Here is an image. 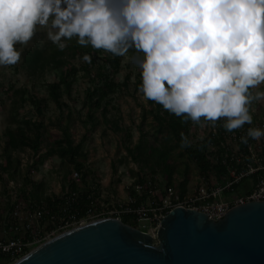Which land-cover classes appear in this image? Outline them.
I'll use <instances>...</instances> for the list:
<instances>
[{
    "label": "clouds",
    "instance_id": "9594fccd",
    "mask_svg": "<svg viewBox=\"0 0 264 264\" xmlns=\"http://www.w3.org/2000/svg\"><path fill=\"white\" fill-rule=\"evenodd\" d=\"M40 29L60 51L75 38L135 56L138 91L170 114L223 117L227 131L252 123L248 92L264 82V0H0V66L15 65ZM249 138H264V128L249 127L240 139ZM189 143L181 133V147Z\"/></svg>",
    "mask_w": 264,
    "mask_h": 264
},
{
    "label": "rangeland",
    "instance_id": "374dc122",
    "mask_svg": "<svg viewBox=\"0 0 264 264\" xmlns=\"http://www.w3.org/2000/svg\"><path fill=\"white\" fill-rule=\"evenodd\" d=\"M47 43L50 42L45 39L44 30L40 29L33 40L23 48L21 59L15 65L0 66V87L8 89L11 85L14 89L25 88L29 94L36 95L42 101V115L45 125L42 136L43 142L36 155L33 154L31 145L24 146L18 152L5 154L3 131L8 126L7 116L11 92L7 95L5 93L1 94L0 97L4 103L0 104V166H2L0 168V217L3 218L0 221V230L7 222L13 202L18 200V196L23 195L21 189L24 187L27 193L32 192L29 181L37 185V192L47 197L60 196L62 192L66 191L69 185L68 177L72 173V168L67 163L53 157L46 159L43 164H39L37 170L33 171V173L28 174V169L33 163H37L40 160V156L46 152L48 145L60 137L59 127L69 130L75 143L81 140V137L86 132L85 128L90 127L89 125L85 127L83 123L90 112L85 104V90L90 88L92 84L88 78L84 77L83 72L78 73L72 85L71 95L62 97V102L67 105V108L58 109L48 98L46 88V84L56 78L55 70L49 68L44 76L35 79L31 77L24 67V52L35 47H42ZM136 63L137 58L135 56L130 58L126 54L122 57L121 72L117 74L116 79L122 82L128 72L132 73L131 79L126 88L110 96L111 102L108 107L109 114L107 117L110 120L118 119V124L123 131L118 134L113 133L111 128L102 120L100 112L91 111L96 125L93 130L86 132L85 150L88 153L86 167L92 174L90 179H87L86 184L80 182L81 188H100L108 193L116 194L117 192L121 195V186L131 176L134 177L133 174L150 173L153 168L163 180L166 179L165 175L162 174L163 167L154 166V163L159 161L161 138L155 137L152 118L147 114L149 108L146 98L134 86V76L138 70ZM252 89L255 96L258 92H264V82L252 87ZM247 107L249 115L253 119L264 122V98H249ZM20 116L34 119L33 108L26 104L20 111ZM143 117H146V119ZM197 127L195 126L194 131L188 136L190 145H194L198 140H201L206 133L205 129L203 133L200 130L201 128L199 127L198 130ZM127 135H130L129 141H127ZM137 144H141L144 147L145 155L143 156L142 154V159L138 158V161H135L129 155L128 150H132ZM13 159L18 163L13 161L11 164L10 162ZM6 163L8 165L11 164V166L4 171ZM167 165L172 170L170 176L174 179V182L182 177L179 176L178 172H184L187 166L189 168V186L192 188L195 186L196 170L187 157L182 154L181 150L172 152L168 158ZM91 181L95 184L94 186H91ZM129 222L136 225L130 219ZM141 226L142 224L138 225L140 229ZM60 233L62 232H57L52 237ZM14 262L3 261L1 264H13Z\"/></svg>",
    "mask_w": 264,
    "mask_h": 264
},
{
    "label": "built area",
    "instance_id": "2783aa9c",
    "mask_svg": "<svg viewBox=\"0 0 264 264\" xmlns=\"http://www.w3.org/2000/svg\"><path fill=\"white\" fill-rule=\"evenodd\" d=\"M225 119L206 121L204 128V137L208 136L210 142L207 157L212 165L223 169L221 173H196L193 188L189 182L184 187L168 185L157 173H142L140 178L133 174L121 186V195L88 187L84 189L88 192L86 205L80 203L81 191L73 192L54 203L55 211L43 199L27 204L14 201L10 222L0 230V257L16 261L55 233L98 219L129 218L135 228L155 238L162 219L174 208L199 211L217 221L232 207L264 201V138H249L247 143L240 139L249 127L264 128V122L256 119L227 131L222 126ZM250 178H255L251 190L237 194L235 189ZM71 179L81 189L79 174L73 172Z\"/></svg>",
    "mask_w": 264,
    "mask_h": 264
},
{
    "label": "trees",
    "instance_id": "16d2710c",
    "mask_svg": "<svg viewBox=\"0 0 264 264\" xmlns=\"http://www.w3.org/2000/svg\"><path fill=\"white\" fill-rule=\"evenodd\" d=\"M87 53L91 57L90 62H85L82 56ZM24 67L30 73L32 78L38 79L44 76L49 68H53L56 72V78L46 84L48 98L56 105L58 109L67 108V105L62 102V97L65 95L69 97L72 91V85L74 84L79 72H83L84 77L88 78L92 86L85 90V104L89 108V113L86 117L84 126H90L85 128L86 132L93 130L96 125L94 121L93 113L91 111H99L104 123L111 128L112 132L118 134L122 132V128L118 124V119H108L111 99L110 96L115 95L127 87L128 82L131 79L130 72L126 73L122 82L117 81L116 76L121 72V59L120 56H114L111 53L105 52L103 49H93L90 46H80L75 43V38L69 41L67 47L60 51L51 43H47L42 47H35L29 51L24 52ZM140 84L139 69L134 76V86L137 89ZM10 105L8 109L7 123L8 126L3 131L5 138L4 153H14L23 149L26 145H31V149L34 155L38 153L40 146L43 142V130L45 125L43 123L42 115V101L36 96L31 95L25 88L14 89L13 86H9L8 89L0 87V96L5 93L10 94ZM249 98H256L253 95V89L250 88L248 92ZM4 101L0 97V104ZM147 106L149 108L147 114L151 116L152 123L154 125L155 137L161 138L159 153V161L154 163L155 167H163L162 174L165 175L164 181L168 185H178L184 187L188 182L189 168L186 166L184 172H178L179 176H182L178 181L174 182V179L170 176L172 170L167 165L168 158L175 150H181L194 166L197 174H208L214 172H222L223 169L220 166H214L210 163L207 157V146L209 145L208 136H205L200 141H197L194 145L188 144L185 147H181V133L187 138L194 131V127L198 126L204 133L206 120L202 117L199 121H191L190 119H182L174 114H170L167 110L163 109L161 105L146 99ZM28 104L34 110L35 118L21 117L20 111L24 106ZM146 113V112H145ZM146 119V117H143ZM252 120H256L253 119ZM258 120V119H257ZM60 137L51 142L46 152L40 156V160L37 163H33L28 169V174L37 170L39 164H43L46 159L58 158L61 162H65L72 168V173L68 177L69 185L65 192H62L60 196L47 197L42 193L36 191L37 185L29 181L32 192L27 193L25 188L21 189L22 196H18V201L27 204L29 201L38 203L41 199L46 202V205L56 210L54 203L61 201L66 195L73 192L81 191V205H86V197L88 192L83 187L81 189L79 185L74 183L71 179L73 172H76L80 176V182L86 184L87 179L91 177V171L87 169L86 163L88 160V153L85 150V140L87 133L81 137L78 143H75L72 139V135L66 128L59 127ZM130 140V135H127V141ZM129 155L138 161L142 159L141 155H145V149L141 144H137L132 150H128ZM181 156V155H180ZM145 158V157H143ZM17 162L12 160L11 164ZM9 163V164H10ZM18 163V162H17ZM7 164V163H6ZM10 165L4 167V171L10 168ZM2 168V166H0ZM115 169V168H114ZM115 172V170H114ZM156 173L154 168L152 172ZM140 174L135 173L140 178ZM81 184V183H80ZM91 186L95 184L91 181ZM239 185L235 191L240 195ZM12 207V206H11ZM10 211L7 221L10 222ZM3 219L0 217V221ZM124 224L135 227L133 223L129 222V218L122 219ZM8 228V227H7ZM3 261L11 262L8 258L0 257V264Z\"/></svg>",
    "mask_w": 264,
    "mask_h": 264
},
{
    "label": "water",
    "instance_id": "95a60500",
    "mask_svg": "<svg viewBox=\"0 0 264 264\" xmlns=\"http://www.w3.org/2000/svg\"><path fill=\"white\" fill-rule=\"evenodd\" d=\"M13 264H264V201L232 207L217 221L174 208L155 238L114 218L94 220Z\"/></svg>",
    "mask_w": 264,
    "mask_h": 264
},
{
    "label": "crops",
    "instance_id": "0c3cea01",
    "mask_svg": "<svg viewBox=\"0 0 264 264\" xmlns=\"http://www.w3.org/2000/svg\"><path fill=\"white\" fill-rule=\"evenodd\" d=\"M255 182V178H250V179H247L243 184L242 186L240 187L239 191H240V194L243 193V192H247L249 190H251V187L253 186ZM239 194V193H237Z\"/></svg>",
    "mask_w": 264,
    "mask_h": 264
}]
</instances>
